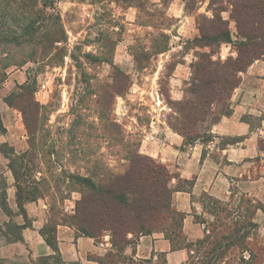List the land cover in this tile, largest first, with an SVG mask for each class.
Here are the masks:
<instances>
[{
    "label": "rangeland",
    "instance_id": "obj_1",
    "mask_svg": "<svg viewBox=\"0 0 264 264\" xmlns=\"http://www.w3.org/2000/svg\"><path fill=\"white\" fill-rule=\"evenodd\" d=\"M35 1L48 20L42 26H0L3 37L10 32L20 36L19 45L0 41V120L10 129L15 122L24 127V140L7 143L16 154L30 150L32 142L39 144L45 157L39 161L41 173L35 177L61 191L41 200L52 206L50 214L58 212L61 217L73 215L81 199L80 193L66 188L64 176L83 167L81 162H74L76 151L81 150L79 142L88 145L84 149L87 155H95L117 168L123 153L118 143L121 135L109 125H120L131 144H142L155 115V91L167 108L162 118L168 121L174 114L167 96L175 69L196 61L197 50L180 35L179 19L169 16L173 0H57L53 8L43 7L46 0ZM211 2L195 0L188 9L197 29L200 16L212 19L218 13L220 7ZM222 17L228 20L229 13H222ZM53 20L59 25L52 26ZM225 47L226 53L234 51L231 45L223 44L215 60L229 58L221 57ZM162 48L167 51L159 53ZM209 141L212 139L205 143ZM227 142L224 139L220 144ZM261 145L264 147V143ZM1 160L2 154L0 190L6 188L8 192L9 171ZM179 185L186 187L184 181ZM207 201L202 199L206 206ZM236 206L246 204L227 205L233 216ZM253 206L247 213L248 222L253 219ZM209 209L205 208V216H195L198 223L205 222L206 229L217 225ZM240 212L244 214L243 209ZM257 213L253 222L258 227L252 231L250 241L252 259L250 252L237 248L226 249L221 260L216 256L206 258L203 253L207 245L200 246L197 241L190 245L194 252L186 264H264V216ZM9 221L0 208V237ZM22 261L28 260L15 259L9 264Z\"/></svg>",
    "mask_w": 264,
    "mask_h": 264
},
{
    "label": "trees",
    "instance_id": "obj_2",
    "mask_svg": "<svg viewBox=\"0 0 264 264\" xmlns=\"http://www.w3.org/2000/svg\"><path fill=\"white\" fill-rule=\"evenodd\" d=\"M185 1L187 9H192L195 0ZM56 2L46 0L42 5L53 8ZM37 3L35 0H0V26H42L48 20ZM211 4L220 7L218 13L212 19L200 16L199 36L189 42L197 50V60L191 64L192 79L187 90L188 98L185 101H174L170 95L167 96V102L174 110L168 124L184 138L186 145H193L197 141L205 143L212 139L211 127L221 118L232 115L231 97L241 83V74L256 61H264V0H212ZM224 12L229 13L228 20L222 17ZM230 22L236 25V39L233 38ZM58 25L56 20L52 21V26ZM0 38V41L20 44V36L14 32L6 33L4 37L0 34ZM223 44L231 45L236 57H229L225 61L221 58L215 60ZM166 51L167 48H162L159 53ZM109 126L117 128L121 135L118 143L123 153L118 167L112 168L105 160L87 155L84 149L88 145L79 142L81 150L76 151L74 162H81L83 167L81 171L78 169L64 174L68 181L65 183L66 188L81 194L74 214L61 217L58 212L50 214L49 222L40 231L52 250L51 255L36 261L30 258L12 264H66L58 246L59 225L74 228L79 235L96 242L109 235L113 252H109L103 259H97L101 264H154L153 260L137 261L126 256L125 252L128 247L135 250L142 236L155 233L163 234L173 251L189 249L194 252L183 233L186 215L176 211L172 205L176 190L171 187L173 175L169 169L156 159L142 154L141 141L131 144L120 125ZM27 129L30 132V126ZM5 132L0 120V136ZM38 147V143L32 142L30 150L19 155L7 143H0V154L8 160L9 170L15 180L18 207L15 213L9 206L7 189L0 190V208L10 219L4 228V237L8 243L24 242L23 231L32 227L26 204L61 192L56 189L57 186L48 185L45 179L35 177L36 173H41L38 170L39 161L45 157ZM184 183V189L193 185V181ZM177 188L182 189L180 185ZM202 199L208 200L207 206L203 204L204 210L210 208L209 213L217 218V225H211L209 229L207 227V236L196 243L204 247L207 245L203 253L206 258L216 256L217 260H221L226 249L229 251L237 248L244 253L250 252L252 259L254 252L250 241L252 231L258 227L253 222L254 215L259 210L264 212V206L251 200L243 201L246 206L236 207L233 216V210L223 202L208 195ZM252 206L255 212L252 222H248L247 213ZM49 207L52 213V206ZM242 209L244 214L240 212ZM16 217H22L23 224L15 222ZM0 264L9 262L0 258ZM158 264H167L165 255L159 256Z\"/></svg>",
    "mask_w": 264,
    "mask_h": 264
},
{
    "label": "crops",
    "instance_id": "obj_3",
    "mask_svg": "<svg viewBox=\"0 0 264 264\" xmlns=\"http://www.w3.org/2000/svg\"><path fill=\"white\" fill-rule=\"evenodd\" d=\"M185 0H173L169 7V16L179 19L180 35L188 41L199 36L194 16L188 13ZM229 19V18H228ZM233 38L236 39L235 23L230 22ZM221 57L235 56L234 51L225 52ZM178 65L175 78L172 79L170 97L174 101H185L192 79L191 64ZM155 95L157 97H155ZM153 99V120L151 129L141 144V153L157 159L165 165L173 179L171 187L176 190L172 197L173 208L186 215L183 233L187 242L195 243L204 239L205 225L198 223L195 216H205L202 198L205 195L223 202L228 206L241 204L244 200L261 203L264 206V61L258 60L241 74V83L232 94V115L223 117L211 127L212 141H197L186 145L184 138L173 131L166 119L161 96L155 91ZM169 110V109H168ZM4 113H8L5 110ZM257 122V124H254ZM3 123V122H2ZM6 132L1 135L0 143L25 139L24 127L20 122L9 126L3 124ZM149 127V128H150ZM14 133H12V131ZM22 134V135H21ZM228 142L221 145L220 142ZM211 149V151H209ZM3 164L9 171L7 182L8 203L16 213V188L14 177L9 170L8 160L2 155ZM180 181H193L188 189L177 188ZM237 207V206H236ZM32 227L23 231L24 242L8 243L0 237V258L9 262L15 259H37L52 254L40 231L50 220L49 206L44 201L25 205ZM257 216L263 215L258 211ZM23 224L22 217H16ZM132 237V236H131ZM57 239L60 253L66 264H101L103 259L113 252L110 236H104L100 242L81 236L74 228L59 225ZM193 251L189 249L173 251L169 240L161 233L142 236L133 250L128 247L125 255L135 260H153L159 263V256L165 255L167 264H186Z\"/></svg>",
    "mask_w": 264,
    "mask_h": 264
},
{
    "label": "built area",
    "instance_id": "obj_4",
    "mask_svg": "<svg viewBox=\"0 0 264 264\" xmlns=\"http://www.w3.org/2000/svg\"><path fill=\"white\" fill-rule=\"evenodd\" d=\"M46 88V86H44V89Z\"/></svg>",
    "mask_w": 264,
    "mask_h": 264
}]
</instances>
